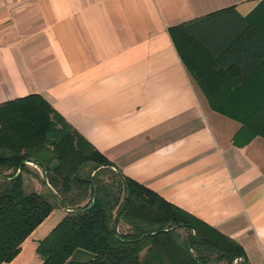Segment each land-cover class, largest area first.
Masks as SVG:
<instances>
[{"label":"crops","instance_id":"obj_1","mask_svg":"<svg viewBox=\"0 0 264 264\" xmlns=\"http://www.w3.org/2000/svg\"><path fill=\"white\" fill-rule=\"evenodd\" d=\"M261 2L0 0V103L40 93L125 175L264 264V137L212 108L169 31L233 6L264 32ZM182 47L196 71L212 64L200 44L185 38ZM9 185L0 178V192ZM24 189L43 186L26 173ZM66 214L54 209L3 264H42L39 242ZM88 258L79 251L67 264Z\"/></svg>","mask_w":264,"mask_h":264},{"label":"trees","instance_id":"obj_2","mask_svg":"<svg viewBox=\"0 0 264 264\" xmlns=\"http://www.w3.org/2000/svg\"><path fill=\"white\" fill-rule=\"evenodd\" d=\"M169 31L212 108L264 137V32L233 6ZM185 38L212 64L196 71ZM223 94L242 102H218ZM26 173L43 189L26 192ZM0 178L10 181L0 192V264L56 208L67 214L39 242L42 264L70 263L79 251L89 258L77 264H250L238 241L125 175L40 93L0 103Z\"/></svg>","mask_w":264,"mask_h":264},{"label":"rangeland","instance_id":"obj_3","mask_svg":"<svg viewBox=\"0 0 264 264\" xmlns=\"http://www.w3.org/2000/svg\"><path fill=\"white\" fill-rule=\"evenodd\" d=\"M33 164H34V163H33ZM33 164H32V162H31V163H30V166H31V167H34ZM35 165H36V164H35ZM34 168H35V167H34ZM41 172H42V170H41ZM42 173H43V172H42ZM180 231H181L183 234H186L184 230L181 229ZM218 264H223V263H218Z\"/></svg>","mask_w":264,"mask_h":264}]
</instances>
